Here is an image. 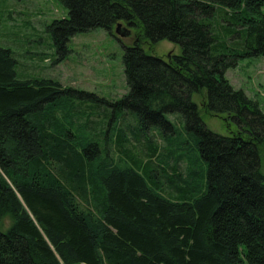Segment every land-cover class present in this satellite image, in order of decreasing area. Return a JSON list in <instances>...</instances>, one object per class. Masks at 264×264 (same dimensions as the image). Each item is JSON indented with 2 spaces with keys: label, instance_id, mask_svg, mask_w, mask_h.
Instances as JSON below:
<instances>
[{
  "label": "trees",
  "instance_id": "obj_1",
  "mask_svg": "<svg viewBox=\"0 0 264 264\" xmlns=\"http://www.w3.org/2000/svg\"><path fill=\"white\" fill-rule=\"evenodd\" d=\"M59 1L68 16L47 28L62 55L77 33L136 30L128 91L110 101L20 78L0 46V264H236L243 252L264 264V111L225 77L264 56V0ZM160 40L180 54L144 51ZM194 94L228 135L205 126ZM168 113L193 138L200 174Z\"/></svg>",
  "mask_w": 264,
  "mask_h": 264
},
{
  "label": "rangeland",
  "instance_id": "obj_2",
  "mask_svg": "<svg viewBox=\"0 0 264 264\" xmlns=\"http://www.w3.org/2000/svg\"><path fill=\"white\" fill-rule=\"evenodd\" d=\"M67 16L68 9L59 0H0V46L11 49L17 60L18 77L49 78L57 80L63 87L92 92L110 101L120 99L128 91L123 56L126 48L134 44L136 30L121 24L123 32L114 27L111 32L95 28L77 33L66 42L68 51L62 55L47 27L53 20ZM143 48L146 53L165 60L181 52L179 45L168 40L153 45L145 42ZM225 77L235 89H241L247 97L257 101L264 111V56L239 60L234 68L226 70ZM193 100L209 130L228 135L234 128L232 124L227 125L223 116L206 112L201 96L194 94ZM97 105L88 101L79 103L80 107L87 109H94ZM126 117L136 121L133 112H128ZM167 118L176 132H182V139L187 143L184 151L189 155L193 169L199 174L201 169L205 171V162L200 158L193 138L184 131L183 120L177 113H168ZM260 149V170L264 174V146ZM8 226L9 220L5 219L0 230L4 231ZM243 254L242 261L236 264H247Z\"/></svg>",
  "mask_w": 264,
  "mask_h": 264
},
{
  "label": "water",
  "instance_id": "obj_3",
  "mask_svg": "<svg viewBox=\"0 0 264 264\" xmlns=\"http://www.w3.org/2000/svg\"><path fill=\"white\" fill-rule=\"evenodd\" d=\"M120 24L117 25L116 31H119ZM122 32V31H119Z\"/></svg>",
  "mask_w": 264,
  "mask_h": 264
}]
</instances>
